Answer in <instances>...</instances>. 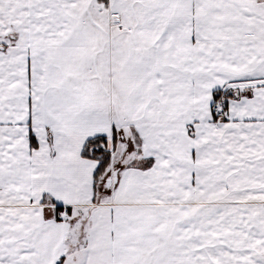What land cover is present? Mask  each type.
Segmentation results:
<instances>
[{"label": "snow or ice", "instance_id": "snow-or-ice-1", "mask_svg": "<svg viewBox=\"0 0 264 264\" xmlns=\"http://www.w3.org/2000/svg\"><path fill=\"white\" fill-rule=\"evenodd\" d=\"M0 264H264V0H0Z\"/></svg>", "mask_w": 264, "mask_h": 264}]
</instances>
